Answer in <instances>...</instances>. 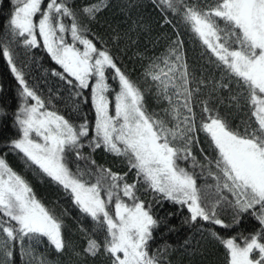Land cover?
I'll return each mask as SVG.
<instances>
[{
  "label": "trees",
  "instance_id": "obj_1",
  "mask_svg": "<svg viewBox=\"0 0 264 264\" xmlns=\"http://www.w3.org/2000/svg\"><path fill=\"white\" fill-rule=\"evenodd\" d=\"M29 1L0 0V161L57 222L61 240L23 228L0 206V264H120L107 216L116 219L114 202H138L148 211L144 264H238L235 249L246 245L252 263L264 264L256 246L264 247V190L256 172L240 174L207 129L218 120L233 138L251 142L249 151L264 149V90L196 27L198 16L225 50L258 58L259 47L224 11L228 0H38L27 29L16 15ZM45 15L57 40L72 45L85 38L111 59L105 70L111 104L119 74L137 90L193 195L185 186L172 193L151 182L126 142L107 144L97 130L92 84L80 82L45 44L39 28ZM26 94L73 128L61 163L97 193L101 211L87 206L42 152L26 148L33 136L25 135Z\"/></svg>",
  "mask_w": 264,
  "mask_h": 264
},
{
  "label": "rangeland",
  "instance_id": "obj_2",
  "mask_svg": "<svg viewBox=\"0 0 264 264\" xmlns=\"http://www.w3.org/2000/svg\"><path fill=\"white\" fill-rule=\"evenodd\" d=\"M37 2L38 0H30L19 8L16 18L21 26L27 29L34 26L33 15L37 10ZM224 11L238 19L254 44L259 47L258 58L245 57L237 50H225L218 42L214 29L206 20L197 16L198 31L206 40L208 38L207 42L212 48L231 61L237 72L249 77L264 90V0H228ZM39 28L47 48L54 57L80 82L92 84L97 111V130L107 144L115 147L117 142H126L134 149L151 182L160 188H167L172 193L177 188L183 189L182 187L185 186L189 194L193 195V190L190 188L191 181L183 178L173 165V150L156 138L155 131L141 108L139 93L121 74H119L120 88L111 104L106 94L105 79L106 68L113 65L111 59L105 53H98L94 45L85 38L77 37L76 43L72 45H65L57 40L48 15L40 20ZM25 101L29 106L25 135L33 131V136H29L28 141L25 140L32 141L26 148L33 154L42 152L43 161L50 169L73 185L87 206L93 205L101 211L104 204L102 199L95 191L90 190L88 186L81 184L68 173L61 163L62 148L72 138L73 128L60 116L42 110L36 97L26 94ZM207 129L224 147L229 160L240 174L256 172L260 190H264V173H261V168L264 169V149L254 148L249 151L253 148L251 142L233 138L218 120L208 122ZM0 206L23 228L45 231L56 243H60L61 236L57 222L49 217L42 206L30 196L26 186L13 177L1 161ZM114 207L116 219L109 213L107 216L110 225L114 227L116 241L113 248L119 263L144 264L141 260L145 256L142 252L143 239L147 225L151 221L148 211L138 202H114ZM256 246H259L264 258V247L258 244ZM235 250L238 264H254L248 257V245L244 248L238 246Z\"/></svg>",
  "mask_w": 264,
  "mask_h": 264
}]
</instances>
